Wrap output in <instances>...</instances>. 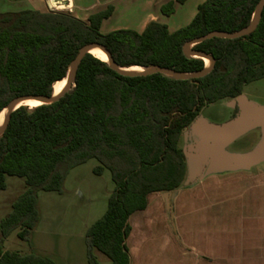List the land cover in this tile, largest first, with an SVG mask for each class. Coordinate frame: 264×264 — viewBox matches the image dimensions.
Here are the masks:
<instances>
[{
  "label": "trees",
  "instance_id": "trees-1",
  "mask_svg": "<svg viewBox=\"0 0 264 264\" xmlns=\"http://www.w3.org/2000/svg\"><path fill=\"white\" fill-rule=\"evenodd\" d=\"M186 1L171 0L161 12L170 17ZM260 1L206 0L192 23L174 33L152 21L142 33L104 34L113 6L88 21L69 12L0 13V113L20 97H52L80 50L93 43L104 46L122 68L202 72L205 61L187 57L184 46L214 31L247 28ZM193 50L211 55L216 64L207 76L188 81L159 73L122 76L88 54L71 93L57 103L32 110L23 106L12 114L0 137V191L7 189L9 177L24 179L26 191L0 221V264H56L33 250L6 251L4 241L17 232L30 244L41 217L39 194H62L69 173L93 159L100 163L97 175L111 172L115 189L105 215L87 232L90 264H99L94 250L112 264H130L129 219L147 208L150 195L174 192L185 181L184 132L207 106L234 100L245 87L264 80V10L252 34L215 38Z\"/></svg>",
  "mask_w": 264,
  "mask_h": 264
},
{
  "label": "crops",
  "instance_id": "crops-1",
  "mask_svg": "<svg viewBox=\"0 0 264 264\" xmlns=\"http://www.w3.org/2000/svg\"><path fill=\"white\" fill-rule=\"evenodd\" d=\"M62 1H66L68 8L76 13L74 16L83 21H88L91 15L109 6L114 7V16L120 3L129 2L89 0V3L82 4V0ZM170 1L145 0L147 9L142 11L137 31L142 33L150 22L157 21L166 24L174 33L196 17L198 7L206 0L193 3L187 0L185 4L176 6L172 16L166 17L161 8ZM39 2L44 3V8L47 5L51 9L56 7L53 0ZM111 18L103 23L102 32ZM121 29L108 28L106 33ZM243 95L247 97L245 92ZM259 167L251 171L211 175L190 187L183 183L174 192L150 195L147 208L129 219L131 230L126 246L130 264H264V166ZM21 180L23 182L15 185L18 187L16 199L7 201L9 208L3 211L0 221L12 211L13 204L26 191L25 180ZM94 223L82 220L83 232L78 240L56 245L46 241L36 242L39 226L32 234L30 250L22 253L28 254L33 250L51 258L56 264H90L86 235ZM95 253L99 252L93 251L99 259Z\"/></svg>",
  "mask_w": 264,
  "mask_h": 264
},
{
  "label": "rangeland",
  "instance_id": "rangeland-1",
  "mask_svg": "<svg viewBox=\"0 0 264 264\" xmlns=\"http://www.w3.org/2000/svg\"><path fill=\"white\" fill-rule=\"evenodd\" d=\"M49 1L51 0H43L46 3ZM53 1L56 3V7L51 9L48 8V5L44 8V3H40L39 0L22 2L21 0L20 2L17 0H0V13L44 10V12H69L72 15H76L75 12L73 13L68 8L66 1ZM195 1L192 0V3ZM81 2L82 4H86L89 3V0H82ZM125 2L119 4V11L105 24L102 33L105 34L107 29L112 27H120L138 32L136 27L139 25V19L143 15L142 11L147 9L144 5L145 0H129V2ZM192 21L185 27L189 26ZM179 24L182 25V23H171V25ZM205 63L206 66L210 65L208 60H205ZM244 92L249 100L264 106V80L250 84L245 87ZM228 102H231V100L219 101L209 105L203 109L201 115L210 123L222 125L233 119V110L229 108ZM259 139L260 132L258 130L252 131L232 144L228 148V151L239 154L250 152L256 147ZM184 145V138H182L181 146L184 147ZM99 166L100 163L93 159L72 170L66 177L64 193L61 195L43 192L39 194L42 219L38 225L40 229L36 235L37 243L46 241L56 245L64 241L78 240L79 235L83 232L82 220L94 223L105 215L108 209V201L114 192L115 185L110 171L105 170L103 175L95 173V169ZM17 182H23V180L9 177L7 179L6 191H0V216H2L5 209L9 208V205L7 206L9 202L7 201L16 199L18 193V189L16 188L18 187L15 185ZM4 247L7 251L28 252L31 248V243L21 241L17 237V232H15L5 240ZM95 252L99 251L95 250ZM95 254L99 257V259L96 258L99 264H112L110 259L104 254L100 252Z\"/></svg>",
  "mask_w": 264,
  "mask_h": 264
},
{
  "label": "water",
  "instance_id": "water-1",
  "mask_svg": "<svg viewBox=\"0 0 264 264\" xmlns=\"http://www.w3.org/2000/svg\"><path fill=\"white\" fill-rule=\"evenodd\" d=\"M263 10L264 0H261L250 26L239 32L228 33L214 31L206 36L197 38L187 43L184 46V53L187 57L197 58L196 56H199L201 57L199 59H203L204 61L208 60L210 62V65L206 66L204 71L198 73H179L170 69L159 67H141L146 70L143 72L131 73L128 70L132 67L122 68L118 66L114 62L110 52L104 46L96 43L86 45L80 50L77 59L72 63L66 77L67 79L70 75L69 81L60 94L55 95L54 91L52 97H20L7 106L5 109L7 111V117L5 124L0 127V137H2L6 132L12 114L20 107H23L20 106L16 108L18 104L24 101L34 100L41 102L40 105H50L59 102L66 96V94L71 93L76 87L77 70L82 59L86 55L91 54V51L94 49L104 51L109 58V65L122 76H149L159 73L170 78L183 81L203 78L212 72L216 61L207 53L193 50V47L215 38L236 40L252 34L260 23ZM228 106L233 110L238 109L237 115L230 121L222 125H217L210 123L202 115H200L184 133L183 138L185 145L183 147V153L187 165V174L184 186H193L211 175L251 171L264 164V106L249 100L243 94L238 98L231 100ZM29 109L32 110L33 108L29 107ZM255 130L260 132V139L252 151L243 154L231 153L228 151V148L232 144Z\"/></svg>",
  "mask_w": 264,
  "mask_h": 264
},
{
  "label": "bare ground",
  "instance_id": "bare-ground-1",
  "mask_svg": "<svg viewBox=\"0 0 264 264\" xmlns=\"http://www.w3.org/2000/svg\"><path fill=\"white\" fill-rule=\"evenodd\" d=\"M91 54L93 56H95L96 58L104 61V62H109V58L107 56V54L99 49H94L91 51ZM197 58H201L199 56H196ZM144 70H146L145 68H141V67H132L130 68L128 71L131 73H137V72H143ZM70 75L67 79L63 80L60 83H57L54 87V91H55V95L60 94L64 88L66 87L68 81H69ZM41 102L39 101H34V100H28V101H24L20 104H18L16 106V108L20 107V106H27V107H31V108H36L38 106H40ZM6 117H7V111L5 110L2 114H0V127H2L5 124L6 121Z\"/></svg>",
  "mask_w": 264,
  "mask_h": 264
},
{
  "label": "flooded vegetation",
  "instance_id": "flooded-vegetation-1",
  "mask_svg": "<svg viewBox=\"0 0 264 264\" xmlns=\"http://www.w3.org/2000/svg\"><path fill=\"white\" fill-rule=\"evenodd\" d=\"M236 114H237V111L233 110V118L236 116Z\"/></svg>",
  "mask_w": 264,
  "mask_h": 264
}]
</instances>
